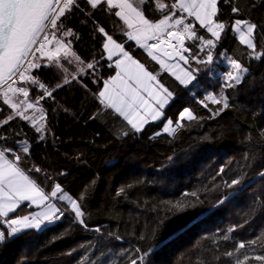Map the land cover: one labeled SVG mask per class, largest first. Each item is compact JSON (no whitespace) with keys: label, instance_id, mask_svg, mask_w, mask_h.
Instances as JSON below:
<instances>
[{"label":"trees","instance_id":"trees-1","mask_svg":"<svg viewBox=\"0 0 264 264\" xmlns=\"http://www.w3.org/2000/svg\"><path fill=\"white\" fill-rule=\"evenodd\" d=\"M79 2L83 11L73 9L66 13L70 18L57 21L58 25L63 21L57 38L71 41L70 52L80 60L69 54L72 63L68 64L62 51L65 73L55 60L35 54L34 63L41 68L30 69L29 74L49 90L63 86L38 104L36 97L43 90L31 81L16 84L28 89L27 97L9 92L5 105L0 96V136L5 137L0 146L7 145L21 156L15 163L45 193L60 184L64 193L80 203L88 227L81 226L75 214L58 202L63 216L45 224L42 232L30 230L12 242L6 240L0 247V264H131L145 250L150 251L146 264H264L256 259L264 255V57L255 58L256 52L264 51V0H219L216 20L226 28L212 49L213 61L196 63V59L206 60L208 46L203 45L201 51L200 45L194 46V38L186 40L185 46L191 48L187 68L198 70L189 87L129 40L125 22L114 14L117 7L109 8L106 0L96 9L84 0ZM173 2L177 3L173 18L182 15L186 19L178 0H159L169 5L164 9L157 6V0H146L143 13L158 23ZM233 6L241 11L233 13ZM237 18L257 24L255 50L230 30ZM100 28L123 43L149 71L158 72V80L173 93L165 109V117L176 127L172 135L163 133V119L133 133L123 117L101 103L98 93L116 69L106 60L107 36ZM66 30L74 35H63ZM193 30L198 35L206 32L198 24ZM206 38L215 41L211 33ZM55 46L53 41L48 50L54 51ZM225 56L248 68L239 84L226 80L232 68L227 58L222 61ZM87 63H93L94 69H87ZM65 78L69 83H64ZM221 92L230 107L214 115L222 103L214 104L206 97L219 98ZM13 103L18 106L15 110L10 107ZM28 103L35 107L27 108ZM186 108L197 119L179 121V113ZM19 112L28 119H22ZM10 114L13 119L4 124ZM42 134L44 138L39 139ZM25 147L28 153L23 152ZM233 179L241 183L229 188ZM181 202L183 211L171 208L172 203ZM34 211L23 204L10 216L20 218Z\"/></svg>","mask_w":264,"mask_h":264},{"label":"snow or ice","instance_id":"snow-or-ice-1","mask_svg":"<svg viewBox=\"0 0 264 264\" xmlns=\"http://www.w3.org/2000/svg\"><path fill=\"white\" fill-rule=\"evenodd\" d=\"M146 2V0H141V3ZM229 0H225V3H228ZM179 8L181 12H187L188 16L194 17L195 21L199 22L201 28L206 29V32L203 34H197L195 31H191L195 27L194 22L184 23V17L182 15L178 16L173 21V17L177 16L175 9L177 8V3L173 2L170 4L171 11L163 16L162 19H159L158 23L153 24L151 21L146 19L143 15V12L137 11L136 8H133L128 0H106V4L109 8L119 7L121 10L115 12L114 14L118 17L121 16L124 6L130 9L131 12L135 13L139 17L140 22L145 25L143 31H148L153 29V35L148 36V39H155L156 43L153 44H144L140 41L138 35L128 34V38L136 40L141 48L155 49L159 47L161 43L166 42L164 39V34L166 33L167 37H176L179 41V47L183 49V52H190L191 48L184 47V34H188L190 38H194L193 44L200 45V50L203 51V45L208 46V52L206 53L205 59H196L198 64H207L213 61L212 49L216 47V44L221 40V33L225 31L226 24L219 20H214V17L217 16V3L218 0H178ZM85 5H90L91 9H96L102 4V0H84ZM157 6L161 9L168 8L169 5L159 3L157 0ZM255 7V4L252 5ZM73 9L83 11L79 0H0V88H3L4 91L0 92V96H3V104H9L8 93H22L24 97L29 95L28 89L24 87H14L17 80L20 81H31L33 85H37L40 89L43 90V95L36 97V103H39L40 99L45 97L51 98L53 91L57 88L62 87L63 85L57 84L53 89L49 90L45 87L43 83H40L39 80L34 75H30L29 70L33 68H41V64L34 63L38 57L36 53H40L41 57L47 56L49 61L55 60V66L62 68L65 73L68 72V68L63 67L60 63V54L64 52V59L68 64H71L72 61L68 59V55L71 54L75 56L76 60H80L79 56H76L74 52H70L71 41L67 43L63 40L57 38V32L63 27V21L61 24H57V21L61 17H66V13H71ZM241 9L239 7L233 6L232 12L239 13ZM90 14V13H89ZM70 18V17H66ZM125 22L128 23L129 27H132L131 22L127 18ZM169 21H173L169 23ZM183 25V27H180ZM244 26V28H242ZM257 24L252 23L247 19H235L234 24L230 26V30H234L236 33H239L240 40L248 45L249 48L255 50L256 45L251 42V37L253 36L254 31L257 29ZM57 30V31H50ZM246 29V30H245ZM99 31L104 33V29L100 28ZM155 32H159V35H156ZM211 33L212 37H215V41L211 38H206V34ZM107 36V40L115 45L119 49L118 55H122L124 59H118L116 61V67L120 68L121 71L117 72L115 76H112L110 80L104 81V87L102 91H99L98 95L101 100V103L107 101L106 106L119 116L123 117L129 125H131V131L133 133H139L143 129L141 127V120H138L137 117L140 115L139 108L143 105H147L148 101L139 95V91L132 83L125 81L122 85H117V81L121 80V72L126 71V68L121 66L124 64V60H128L132 65L135 66L134 76H129L128 80H134L135 83H144L146 85L145 90H148V86L152 81H155L159 88L162 89L164 95L157 93L153 96V92L149 91V96H153L154 105L149 106L148 111L151 114L152 120H157L163 118V122L166 125L164 131L168 132L169 127L173 124L171 119H167L164 115V108L168 101L172 98L173 93L164 87L162 83L157 80V72L154 74L152 71H149L145 64L140 63L138 60L133 59L129 52L124 50L123 43H117L111 35L104 33ZM65 36H73L74 33L71 30H66L63 32ZM78 38V37H77ZM56 41V46L54 51L48 50V46ZM170 47H176L174 44H169ZM104 49H108V43L103 45ZM153 61L160 63L158 57L153 55L151 51L147 53ZM264 57V51L256 52L255 58L260 59ZM112 59V54L109 52L108 60ZM180 59L188 63V57L183 54L180 55ZM81 63H83L81 61ZM228 63L234 68L235 72H228L226 80L235 81L236 84H239L243 79V75L248 73V68L244 67L237 60H229ZM47 67L48 65H44ZM111 67V65H109ZM151 67V65H149ZM87 69H94L93 63L86 64ZM196 71L197 69L191 68L185 70L184 79H181L180 76L176 78L180 80L181 84L187 86L193 80H196ZM80 73H85L84 68L79 69ZM38 75V74H37ZM73 79H77L76 76H73ZM64 83H69L68 79H64ZM112 85L110 88L109 86ZM234 84H226V87H234ZM141 101L140 105H136V100ZM206 99L211 100L214 104H221L222 108L217 109L214 115H218L219 112L223 111L230 107L228 103V98L220 93L219 98L216 96H208ZM203 103V101H201ZM207 107V104H204ZM10 107L15 110L17 109L16 104H11ZM35 104L28 103L27 108H34ZM18 115L22 119H28L23 115V112H19ZM43 118V117H42ZM187 118L189 121L197 119V117L189 109H184L179 113V121ZM13 116L8 115L7 119L3 120L4 124H7ZM177 122V127L182 125ZM37 132H42V129L36 128ZM174 132L175 129L173 128ZM128 133L125 132L124 135ZM264 135V133H261ZM43 134L39 139H43ZM0 139H5V137L0 136ZM27 143V141H24ZM29 149L25 147L23 149L24 153H28ZM12 157L11 159L9 157ZM21 156L15 154L13 149L7 145L0 146V247L6 242H12V240L18 238L19 234H22L23 229H41V225L45 221L52 223L55 220H59L63 216V210L57 208L55 204L48 203L46 205L47 211L36 213L31 219L28 216H24L20 219L10 216V213L14 212L16 208L23 201H28L30 204H42L44 201H51L53 198H56L61 201H68L71 205V211L74 212L76 220L81 226L87 228L88 225L83 219L85 212L81 209L80 203L76 199H73L71 196L63 193V190L60 184H55L53 190L50 193H45L42 188H40L36 182L31 179L28 175L17 166L16 161H20ZM36 172H40L41 169L36 168ZM241 183L240 179H233L231 183L227 186L232 188L235 185ZM123 193L124 189L120 190ZM60 193L58 196L57 194ZM196 196L195 193L192 194ZM84 196L80 197L82 201ZM199 198L197 197V202ZM224 201L221 200L222 204ZM30 204L28 206H30ZM185 207L184 203H172L171 208L176 209L177 211H183ZM171 210V209H170ZM6 225V226H5ZM99 232V229H96ZM141 239L145 237L141 236ZM240 248L244 247V244L239 245ZM136 252H140L139 249H136ZM150 255L149 250H145L142 254L138 256V259H132L131 264H146V259ZM228 256H231L232 253H227ZM257 260H264V255L257 256Z\"/></svg>","mask_w":264,"mask_h":264},{"label":"rangeland","instance_id":"rangeland-1","mask_svg":"<svg viewBox=\"0 0 264 264\" xmlns=\"http://www.w3.org/2000/svg\"><path fill=\"white\" fill-rule=\"evenodd\" d=\"M117 2H119V0H117ZM128 2L132 5L133 8H136L137 11H140V12H143V5L145 4L144 3H141V0H128ZM218 5V3H217ZM119 9V11L121 10L119 7H117ZM217 9H218V6H217ZM188 15V13H186ZM218 14V12H217ZM144 17L146 18L145 14L143 13ZM121 18L124 17V18H127L129 22H131L132 24V27H129L128 26V23L125 22V19H122L124 22H125V25H126V29H127V34H132V35H138L139 36V39L142 43L144 44H153V43H156V40L155 39H148L147 37L150 36V35H153L154 33V30L153 29H149L148 31H143L145 29V25H143L140 20H139V17L136 16L135 13L131 12L130 9H128L126 6H124V10L122 11L121 13ZM147 19V18H146ZM188 19H191L195 24H198L199 25V22L198 21H195V18L194 17H190V16H186V19H184V23L187 24L189 23ZM217 19V16L214 17V20ZM175 19L173 18V21ZM173 21H169V23H172ZM180 27H183V25H181ZM242 28H244V26H242ZM246 30V29H245ZM191 31H194L193 29H191ZM156 35H159L160 33L159 32H155ZM237 36L240 38L239 36V33H236ZM128 36V35H127ZM215 38V37H214ZM164 39L166 42L164 43H161L159 45L162 46V45H167V44H174L176 45V47H174V50H175V53L172 57L170 58H167V57H158L159 61H160V65L163 69V71L169 73L173 78H175L179 83H180V80H178L176 77L177 76H180L181 79H184L185 76H184V72L185 70H187V64H185V62L183 60L180 59V55L183 54L184 56L188 57L189 56V53L188 52H183V49H181L179 47V41L177 40L176 37H167L166 33L164 34ZM193 38H190L188 36V34H184V47L185 46V43H186V40H192ZM251 39V42L254 44V41H253V36L250 38ZM130 41L134 42L137 44V46H139V44L137 43L136 40H132V39H129ZM117 42V41H116ZM242 42V41H241ZM107 43L109 45L108 49L106 50V60L116 69V73L117 72H120L121 69L120 68H117L116 67V61L118 59H124L122 55H118L119 53V49H117L115 47V45L111 44L108 40H107ZM118 43V42H117ZM244 45H246L248 47V45L244 42H242ZM140 47V46H139ZM141 48V47H140ZM158 48V47H157ZM142 49H145L147 50L148 52L151 51L153 53V49H148V48H142ZM156 49V48H155ZM251 49V48H250ZM124 50L127 51L124 47ZM109 52H111L112 54V59L111 60H108V54ZM131 55V54H130ZM153 55H155L153 53ZM132 56V55H131ZM133 57V56H132ZM226 56L223 57V60L222 61H226ZM133 59H135L133 57ZM231 60L230 58H227V63L228 61ZM229 64V63H228ZM122 68H126V71L124 72H121V77L122 79L117 81V85H122L125 81H128L129 83H132L134 87H136L139 91V95L141 97H143L145 100L148 101V104L147 105H143L139 108V113L140 115L137 117L138 120H141L142 123H141V127L142 129L144 128V126L150 122H158V121H161L163 118L161 119H157V120H152L151 119V114L150 112L148 111L149 109V106H155L154 105V100H153V96H155L157 93H160L161 95H164L163 92H162V89L159 88V85L156 84L155 81H152L151 84L148 86V90H145V87L146 85L144 83H135L134 80L132 81H129L128 80V77L129 76H134L135 74V66L132 65L128 60H124V64L121 66ZM232 68V72H235L234 68L231 66ZM244 76V75H243ZM158 80V78H157ZM159 81V80H158ZM195 80L191 81L190 83L187 84V86H185L184 84H182L183 86L185 87H189ZM160 82V81H159ZM161 83V82H160ZM110 88L112 87V85L109 86ZM165 87V86H164ZM169 90V89H168ZM149 91H152L153 92V96H149ZM170 91V90H169ZM171 92V91H170ZM11 93V92H10ZM12 95H14L15 93H11ZM17 95V94H16ZM173 96L172 98L168 101V103L165 105V108H164V115H165V109L171 104V102L173 101ZM103 99V98H102ZM106 103V101H105ZM14 104V103H13ZM107 104V103H106ZM141 104V101L139 99L136 100V105H140ZM166 126V125H165ZM175 129L176 130V127L174 126V124H172L170 127H169V131L168 132H165L164 129H163V133L164 134H168V135H172L174 132L172 131V129ZM64 193V192H63ZM67 194V193H65ZM58 196L60 195V193L57 194ZM69 195V194H67ZM70 196V195H69ZM54 202L55 203H60L62 205H65L66 208L68 210L71 211V205L68 201H61V200H58L56 198H53ZM56 206L58 204H55ZM58 207V206H57ZM59 208V207H58ZM74 213V212H73Z\"/></svg>","mask_w":264,"mask_h":264},{"label":"crops","instance_id":"crops-1","mask_svg":"<svg viewBox=\"0 0 264 264\" xmlns=\"http://www.w3.org/2000/svg\"><path fill=\"white\" fill-rule=\"evenodd\" d=\"M218 2H219V0H218ZM218 6V5H217ZM178 7H179V3H178ZM180 9V8H179ZM186 16H188L186 13L187 12H183ZM128 52V51H127ZM130 54V53H129ZM106 103H107V101H106ZM159 122V121H158ZM150 123H152V122H150ZM150 123H148V124H150ZM148 124H146L145 126H144V128L148 125ZM143 128V129H144ZM48 203H53V204H58V203H55L54 202V200L52 199L51 201H44V203H42V204H39V205H37V204H30V202H28V201H23V202H21V204L16 208V210L14 211V212H12V213H10V215H12L13 213H15L23 204H30V207H32V208H34L35 209V211L33 212V213H31V214H28V215H26V216H28L30 219L36 214V213H40V212H44V211H47L48 209L46 208V205L48 204ZM56 206V205H55ZM58 207H59V205H57ZM56 206V207H57ZM57 207V208H58ZM60 208V207H59ZM20 218H22V217H20ZM20 218H17V219H20ZM48 222L47 221H45L44 222V224H42L41 225V229L40 230H37V229H27V228H25V229H23V232H26V231H30V230H35V231H37V232H42L44 229H45V224H47ZM6 226V225H5Z\"/></svg>","mask_w":264,"mask_h":264},{"label":"bare ground","instance_id":"bare-ground-1","mask_svg":"<svg viewBox=\"0 0 264 264\" xmlns=\"http://www.w3.org/2000/svg\"><path fill=\"white\" fill-rule=\"evenodd\" d=\"M153 53L158 57L170 58L174 55L175 50L174 47H170L169 44H167V45H162L156 49H153Z\"/></svg>","mask_w":264,"mask_h":264},{"label":"built area","instance_id":"built-area-1","mask_svg":"<svg viewBox=\"0 0 264 264\" xmlns=\"http://www.w3.org/2000/svg\"><path fill=\"white\" fill-rule=\"evenodd\" d=\"M28 74H29V73H28ZM19 81H20V80H17V81H16L14 87H16V84H17ZM3 91H4V89H3V88H0V92H3Z\"/></svg>","mask_w":264,"mask_h":264}]
</instances>
